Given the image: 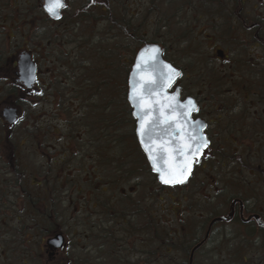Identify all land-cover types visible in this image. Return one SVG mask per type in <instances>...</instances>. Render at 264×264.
<instances>
[{
  "label": "flooded vegetation",
  "instance_id": "obj_1",
  "mask_svg": "<svg viewBox=\"0 0 264 264\" xmlns=\"http://www.w3.org/2000/svg\"><path fill=\"white\" fill-rule=\"evenodd\" d=\"M262 1L258 0L253 8L258 14L248 25L247 15L242 14L245 0H232L233 14L210 17L220 27L229 17L234 22L232 31L242 36L210 42L206 47L211 54L202 61L205 68L182 62L179 48L175 51L179 62L168 58L162 45L164 59L180 71L169 92L179 87L180 101L194 98L198 111L192 113L191 119L204 123L208 141L192 160L191 172L183 184L162 185L150 174L147 157L139 145H125L117 152L114 102L109 101V113L105 115L106 107L101 106L94 83L90 91L83 81L69 75L62 50L68 32L66 9L54 20L44 11V0H0V264H20L21 259L44 264H149L150 177L159 189L174 187L182 192L195 181L202 204L207 206L206 214L201 213L205 216L201 231L191 234L188 228L185 238L187 227L175 231L178 242L165 247L166 255L173 250L174 255L188 261L191 250L203 241L194 252V260L211 243L216 230L226 237L223 228L217 229L221 225L264 233V225L258 221L245 222L249 216L258 215L264 223V187L254 206L246 199L253 194L245 187L252 181L247 176L257 183L264 167V159L260 164L251 161L254 156L256 161L257 156H263L264 149L254 146L264 144L258 134L260 124L264 126V109L262 113L248 111L249 107L264 105V58L235 57L232 53L236 48L244 53L264 49V14H259L258 9ZM177 10L170 15L162 13L163 27L174 22L191 34L198 25L196 6L189 2L188 13ZM186 14H196L194 21L183 22ZM208 40L210 36L206 34L205 41ZM222 40L229 47L218 43ZM218 51L222 58L217 56ZM22 60L32 68L31 77H22ZM214 61L222 66L213 67ZM227 85L237 86L240 101L245 103L238 115L227 113ZM125 100L134 131L132 107L126 97ZM6 116L13 117L14 122L6 120ZM24 117L29 124L21 128ZM12 134L18 136V141L10 142ZM246 145L251 146L246 149ZM22 156L28 157V166L21 163ZM261 178L264 185V175ZM229 182L236 188L232 197H241L243 205L237 202L226 206L225 202L220 206L226 216L231 208L232 218L213 223L206 237L216 218L214 204L207 202L225 197ZM138 183L140 186H134ZM187 209L195 213L192 204ZM187 209L181 212L187 213ZM180 210L181 207L176 211ZM117 212L121 213L118 217Z\"/></svg>",
  "mask_w": 264,
  "mask_h": 264
},
{
  "label": "rangeland",
  "instance_id": "obj_2",
  "mask_svg": "<svg viewBox=\"0 0 264 264\" xmlns=\"http://www.w3.org/2000/svg\"><path fill=\"white\" fill-rule=\"evenodd\" d=\"M86 1L87 0H67L66 18H68V32L66 33L65 41L62 46V50L66 55V57L63 56V61L65 62L66 58L69 75H75L80 81H83V85L86 89L90 88L89 90L91 91L94 83L95 92L100 96L101 106H105L106 110H108L109 101L114 102L115 108L112 109V112H115L116 115L117 130L115 134V145L117 146L118 153L122 151L125 145L132 144H130L131 137L129 138V136H131L130 132H133V125L132 123H126L127 118L125 114V88L128 74L126 69L128 71L129 67H131L135 53L143 42L154 40V42L163 45L167 50V57L177 62L179 61L175 56V51L179 48L181 50L180 60L182 62L186 63L188 66L192 64L205 68L203 65L204 62L202 61L205 55L208 56L211 54V51L207 50L206 47L210 42H213L214 39L229 41V38L242 36L241 32H230L228 30L230 22L234 24L230 18H225L229 22L227 23L225 21L226 25L223 27L218 26L219 22L215 21V18H213V20L210 18V15L223 13L224 9L227 8H230L233 14L235 9L231 4L232 0H89L92 3H96L98 9L93 12L90 8L91 13L88 11L86 12V9L91 7L87 5L86 8L83 9V13L86 12V14L80 17L79 13L81 10L79 9ZM189 2H191L192 6H196L195 12L198 16V18H196L198 22L196 24L198 25L191 34L185 32L183 26H177L174 22H168L166 28L162 27V13L170 15L177 9V11H181L182 13H188L187 8ZM206 4H210L211 6H206ZM228 4L229 7L226 8ZM257 4L258 0H245L242 14L247 15V25L251 24L254 15L258 14L257 9L253 10ZM105 7H107L108 10L110 8L112 11L106 12ZM258 9L259 14H264V0L259 4ZM116 14L121 16V21H127L129 28L132 27L136 30V33L131 36H125L122 31H117V29H120L117 27V25H120V20L115 18ZM195 15L186 14L182 21L184 22L186 19L187 23L191 22ZM72 18H75V20L73 21ZM113 20H115L114 23H112ZM206 23H208V25L204 26ZM109 24H112L116 28L110 29ZM199 26H203L200 32H198ZM203 29L204 32L201 33ZM171 33H175L177 37L169 35ZM206 34L210 36V40L208 41H205ZM224 40H222L223 43L221 41H218V43L224 47H229L228 42ZM232 53L235 57L244 55V58L256 56H262V58H264V49L249 50L248 53H244L242 49L236 48ZM116 58L117 60H115ZM262 63L264 64L263 60ZM212 66L218 68L221 67L222 64L218 63V61H214ZM109 76L112 78L110 84L108 83ZM225 88L229 90L227 96H225V102L230 106L227 113H235L238 115L241 108H243L242 104L245 105V103L240 101V94L237 91V86L234 85L231 88L227 85ZM46 108L47 106L45 109ZM262 109H264L263 104L257 108L249 107L248 111L251 113L259 111L262 113ZM106 110L105 115L108 113ZM27 124H29V121L27 117L26 119L24 117L20 126L24 128ZM258 134L260 140L264 143V126L262 123L260 124V128H258ZM17 137L18 136L12 134L9 139L10 142L18 141ZM135 145H137L136 142ZM250 146L251 145H246V149ZM254 148H258L259 150L260 148L264 149V144L255 145ZM262 153L263 156L261 154L257 156V161L255 160V156L251 161L254 160V163L260 164V161L262 162L264 159V151ZM20 161L27 166L29 164L28 157L25 158L22 156ZM72 164L76 165L74 162H72ZM25 174L26 176L28 175V169H26ZM214 175L215 174L212 173V176ZM263 175L264 167L262 174H259L257 183L253 177L247 176L248 180H252L250 181V183H252L250 186L247 185L250 183L245 185L247 189L249 188L248 191L251 195L253 194L252 197L246 198L250 206H254V204L258 202L259 199L257 200V198L259 194L262 195L264 185L262 184L261 177ZM212 176L211 178H213ZM209 180L210 179H208V181ZM148 181V225L151 223L156 225L158 229L166 227L171 234H175V231L178 230L182 231V227H187V232H184V238L188 233V228L192 231L191 234L201 231L200 226L203 217L205 219V216H201V213L206 214L204 207L207 209V206L202 204L203 199L196 190L195 181H193L191 185H188L187 190L183 192L174 187L159 189V187L152 183L151 177ZM188 183L189 182H187V184ZM216 184L220 185L221 183L216 182ZM134 186H140V183L134 184ZM140 190L141 187H138L139 192ZM184 195H187L186 198H184L185 200L183 199ZM119 200H121V198H119L118 201ZM214 201L215 199L212 198L209 199L207 203L212 202L214 204ZM262 202H264V198ZM188 204H192L195 213L191 214V211L187 209ZM207 205L210 206L212 204ZM118 207H121L119 202ZM179 207H181V210L176 211ZM183 209H187V213L181 212ZM212 211L215 213V207H213ZM119 214L121 213L117 212V217ZM192 217H194V219ZM69 220L73 219L70 218ZM221 226L217 227V229L223 228L226 237L234 238L235 242L233 240L231 245H220L219 240L224 236L222 233V236L219 235L218 230H216L211 243L196 255L193 264H238L243 258H247L248 264H264L263 232L258 233L255 230L256 232L254 231L252 234H249L237 228L235 225ZM204 230L205 228L202 230L201 234H203ZM25 236H27V231L24 234V237ZM241 236L244 238L243 241ZM183 237L181 238L183 239ZM246 237L248 240L252 241L253 244H246ZM149 239L150 236L148 231V241ZM169 240V244L164 245L163 249L161 248V253L164 255H161L159 252L158 241L155 243L152 242L151 248L149 242V264H187L188 261L186 258L181 255H174L176 251L172 250L171 254L166 255L165 247L167 245L169 247L172 241L178 242L177 239ZM214 242L217 244H214ZM179 250L182 249L179 247ZM43 262L38 260L23 261L21 259L20 264H44ZM5 264H7V262Z\"/></svg>",
  "mask_w": 264,
  "mask_h": 264
},
{
  "label": "water",
  "instance_id": "obj_3",
  "mask_svg": "<svg viewBox=\"0 0 264 264\" xmlns=\"http://www.w3.org/2000/svg\"><path fill=\"white\" fill-rule=\"evenodd\" d=\"M44 1V11L49 15L45 10L46 0ZM62 3L65 6L64 0ZM63 8L57 10L59 17ZM49 16L57 19L54 16ZM217 56L222 58V52L218 51ZM32 73L33 70L27 60H22V77H31ZM179 76V69L164 60L162 48L157 43L146 42L136 52L127 77L126 97L132 107V116L135 120V138L147 157L151 172L156 175L160 184L165 183L161 182L159 172L153 169V163L155 162L158 169L166 172L173 167H179L183 165L185 159L180 149L183 144L189 141V137L195 135L206 138L203 133L204 123L191 119L192 113L196 110L192 111L190 115H185L191 107L188 105L189 100L194 102L197 109L194 98L189 97L180 101L179 87H176L172 92L168 91ZM6 117L9 122H14L13 117ZM165 117L167 122H165ZM142 123L144 125L143 136L141 135ZM146 148L152 150L151 155L154 160L149 159V151H146ZM189 159L192 167L193 159L191 157ZM253 217L259 224L263 225L258 216ZM231 218L232 210L227 216L211 221L206 237L213 223L228 222ZM56 240L57 243L60 242L59 238ZM202 243L203 241L191 250L188 264H192L193 254Z\"/></svg>",
  "mask_w": 264,
  "mask_h": 264
},
{
  "label": "snow or ice",
  "instance_id": "obj_4",
  "mask_svg": "<svg viewBox=\"0 0 264 264\" xmlns=\"http://www.w3.org/2000/svg\"><path fill=\"white\" fill-rule=\"evenodd\" d=\"M64 7L62 0H46L45 10L48 12L49 15L54 16L55 18L59 19V15L57 10ZM139 67V65H137ZM171 82V80H170ZM135 94V90H134ZM188 105L191 107L188 109V112L185 115H190V113L196 109L195 104L193 101L189 100ZM163 115V112H162ZM165 122H167V118L165 117ZM143 123L141 124V135L143 136ZM208 141L206 138L197 137L192 135L189 137V141L181 146V154L184 155V163L179 167H173L169 169L167 172L156 167L155 162L153 163V169L158 171L160 174V180L162 183L165 184H183L187 176L191 172V162L190 157L195 159L196 156L200 154L203 148L207 147ZM146 151H149V159L154 160L153 156L151 155V149L146 148Z\"/></svg>",
  "mask_w": 264,
  "mask_h": 264
},
{
  "label": "trees",
  "instance_id": "obj_5",
  "mask_svg": "<svg viewBox=\"0 0 264 264\" xmlns=\"http://www.w3.org/2000/svg\"><path fill=\"white\" fill-rule=\"evenodd\" d=\"M154 1V0H153ZM117 2V1H116ZM91 6V7H89L88 9H86V12L88 11V12H90V8H91V10L94 12V11H96L97 9H98V5L96 4V3H92V2H90L89 0H87L85 3H84V7L83 6H81L80 7V9L79 10H81L80 11V17H83L85 14H86V12L85 13H83V9L84 8H86V6ZM211 6L210 4H206V6ZM104 8V7H103ZM106 8V12L107 11H112L110 8H109V10H108V8L107 7H105ZM232 10V9H231ZM91 13V12H90ZM220 14H226V15H230V14H232L231 13V11H230V8H227V9H224V11H223V13H220ZM210 16H212V15H210ZM115 18H118L119 20H120V18H121V16L120 15H115ZM229 18V17H228ZM73 19V21L75 20V18H72ZM158 19V18H157ZM72 21V22H73ZM161 21V20H160ZM225 21L228 23L229 21H227L226 19H225ZM232 21V20H231ZM115 22V20H113L112 21V23H114ZM162 22V21H161ZM128 22L127 21H121L120 20V22H119V24L120 25H117V27H119L120 29H117V31H122L123 33H124V35L125 36H128V35H132V34H135L136 33V30H134L132 27H130L129 28V26H128V24H127ZM110 26H109V28L110 29H115L116 27H114L112 24H109ZM164 25V24H163ZM163 25H162V27H163ZM231 25H233L231 22H230V25H228V30L230 31V32H233L232 30H233V28H231ZM127 29H129V30H127ZM134 36V35H133ZM149 42H154V40H152V41H149ZM144 43V42H143ZM115 60H117V58L115 59ZM111 70V69H110ZM128 71H129V69H128ZM128 71H127V69H126V72L128 73ZM109 79H108V83L110 84L111 83V81H112V78H111V76H109L108 77ZM107 82V81H106ZM263 86L261 85V88H262ZM125 94H126V88H125ZM106 110V109H105ZM106 111H108V113H109V107H108V110H106ZM107 113V114H108ZM125 114H126V118H127V120H126V123H130V120L128 119V112H127V106H126V100H125ZM116 115H115V112H114V117H115ZM115 122H116V118H115ZM116 130H117V126H116ZM130 134H131V136H129V138L131 137V140H130V144L131 145H135V138H134V133L133 132H130ZM123 149V148H122ZM149 223V222H148ZM148 231H149V236H150V239H149V242H150V248H151V245H152V242H156V241H158L159 243V245H158V247H159V252H160V254H161V248L163 249L164 248V245H166V244H169V242L168 241H170L169 239H173L174 240V237H175V234H171L170 232H169V230H167L166 229V227H163L162 229L161 228H157V226L156 225H153V224H149L148 225ZM179 231V230H178ZM247 233H249V234H252L253 232H254V230H253V228H247L246 230H245ZM161 241V242H160ZM245 243L247 244V243H249V244H253V242L252 241H250V240H248L247 239V237H246V239H245ZM150 253H151V251H150ZM242 263H246V264H248V261H247V258H243L242 260Z\"/></svg>",
  "mask_w": 264,
  "mask_h": 264
},
{
  "label": "bare ground",
  "instance_id": "obj_6",
  "mask_svg": "<svg viewBox=\"0 0 264 264\" xmlns=\"http://www.w3.org/2000/svg\"><path fill=\"white\" fill-rule=\"evenodd\" d=\"M229 7V4L226 6V8ZM234 183V182H233ZM235 184V183H234ZM236 186V185H235ZM233 193H236V188L234 187V185L232 184V182H229V186H228V192H227V195L224 197L222 196L221 199L220 198H217L215 199L214 201V206H215V209L218 211V212H215L214 213V217L216 218H220V217H225L226 216V213L225 214H222L223 212V209L220 208V206H223L225 202L226 203V206H228V203H232L231 206L234 204V203H237L239 202L240 203V206H242V201H241V197L239 198H236V197H232V194ZM240 193V191H239ZM228 197V198H227ZM234 199V200H232ZM232 201V202H231ZM231 210V208H230ZM229 210V212H230ZM229 214V213H228ZM253 216H258V215H251L249 216L248 218L245 219V222H248L250 219H254L255 218ZM259 217V216H258ZM215 218V219H216ZM260 218V217H259ZM214 220V219H213ZM262 224L264 225L262 219H260ZM256 232V231H255ZM233 240L235 242V239L232 238V237H224L222 238L221 240H219V243L220 245H231L233 243ZM214 244H217L214 242ZM234 245V244H233ZM193 258H194V254H193ZM194 261V260H193ZM238 264H246V263H242V261L238 262Z\"/></svg>",
  "mask_w": 264,
  "mask_h": 264
}]
</instances>
